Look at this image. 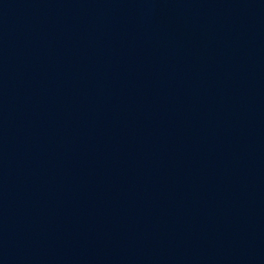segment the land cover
Returning <instances> with one entry per match:
<instances>
[{"label":"water","instance_id":"95a60500","mask_svg":"<svg viewBox=\"0 0 264 264\" xmlns=\"http://www.w3.org/2000/svg\"><path fill=\"white\" fill-rule=\"evenodd\" d=\"M0 264H264V0H0Z\"/></svg>","mask_w":264,"mask_h":264}]
</instances>
